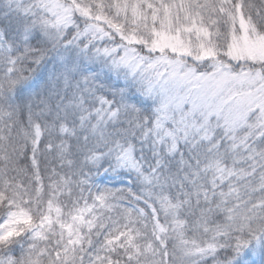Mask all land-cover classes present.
Returning a JSON list of instances; mask_svg holds the SVG:
<instances>
[{"label": "snow or ice", "instance_id": "6c2138e0", "mask_svg": "<svg viewBox=\"0 0 264 264\" xmlns=\"http://www.w3.org/2000/svg\"><path fill=\"white\" fill-rule=\"evenodd\" d=\"M0 264H264V0H0Z\"/></svg>", "mask_w": 264, "mask_h": 264}]
</instances>
